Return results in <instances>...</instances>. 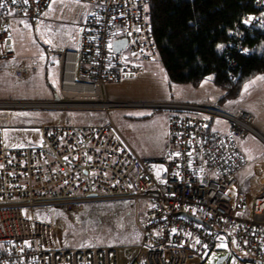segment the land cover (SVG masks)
<instances>
[{"label": "built area", "instance_id": "obj_1", "mask_svg": "<svg viewBox=\"0 0 264 264\" xmlns=\"http://www.w3.org/2000/svg\"><path fill=\"white\" fill-rule=\"evenodd\" d=\"M49 1L0 0V71L17 78L32 72L14 62L10 25H38ZM81 1L92 9L80 24L76 48L46 46L58 59L60 95L0 100V113L46 107L99 111L104 119L24 126L36 129L37 139L8 144L4 132L10 124L0 116V264H119L121 251L129 264H204L218 253L228 261L233 248L264 264V188L248 202L237 180L247 163L238 139L252 134L264 143L252 125L254 115L216 103L110 100L107 83L143 74L157 57L149 0ZM240 21L246 29L264 23V0H254V10ZM122 39L124 47L116 49L113 42ZM234 50L250 52L240 34ZM135 106L170 110L169 146L162 154L138 155L110 117L112 108ZM113 199L142 202L138 244L75 243L62 219L38 215L62 210L75 216L87 203Z\"/></svg>", "mask_w": 264, "mask_h": 264}, {"label": "rangeland", "instance_id": "obj_2", "mask_svg": "<svg viewBox=\"0 0 264 264\" xmlns=\"http://www.w3.org/2000/svg\"><path fill=\"white\" fill-rule=\"evenodd\" d=\"M91 9V5L81 0H50L38 25L25 20L12 21L10 29L14 40V62H24L32 68V72L24 78H17L6 71H0V100H48L58 97L60 95L58 59L47 53L46 46L50 45L60 50H74L80 24ZM150 67L148 73L137 76L125 75L119 81L107 83L108 98L121 102L171 103L190 100L198 102L203 96L208 95L214 96L213 99H216L214 102L224 109H228L224 106H229L231 103H239L237 105L241 108L246 104L254 105L256 110L252 112L256 121L264 120V80L258 79L263 77L261 73L256 74L246 86L245 93L236 98L227 97V92L218 86L219 89L214 87L216 92L210 90L204 85L207 82L205 79L197 85L169 81L159 58H156ZM242 87L243 85L239 93ZM220 91L225 92V95L222 92L223 97L218 96ZM169 113L170 110L165 108L118 107L110 110V117L138 155L154 156L169 146L167 123ZM0 116L7 117L11 128L4 132L5 140L12 135L18 142L23 141L25 130L31 131L37 138L36 129L30 127L27 129L24 126H37L54 121L83 122L104 119L99 111L94 113L46 107L13 109L1 112ZM256 121L252 125L261 131ZM3 122L4 120H0V123ZM214 124L216 128L224 129L221 128L224 126L223 121L216 119ZM247 138L256 147L261 146L264 153V145H260L257 137L248 134ZM135 210L138 217L135 216ZM38 215L47 219H62L71 229L75 243L92 241L95 245L119 246L140 242L141 233L136 221L142 222L144 219L141 201L130 205L122 199L96 200L87 203L85 209L75 216L62 210H52L47 214L38 211ZM219 256L221 255L218 253L208 258L204 264H228V262L232 264L236 258L240 259L238 264H254L249 257L239 254L234 248L228 261L216 263ZM129 263L130 258H126V253L120 252V264Z\"/></svg>", "mask_w": 264, "mask_h": 264}, {"label": "trees", "instance_id": "obj_3", "mask_svg": "<svg viewBox=\"0 0 264 264\" xmlns=\"http://www.w3.org/2000/svg\"><path fill=\"white\" fill-rule=\"evenodd\" d=\"M149 4L157 56L169 81L197 85L212 76L227 97H237L244 83L264 74V23L247 29L240 24L242 15L254 10V0H149ZM239 34L250 50L247 54L234 50Z\"/></svg>", "mask_w": 264, "mask_h": 264}, {"label": "crops", "instance_id": "obj_4", "mask_svg": "<svg viewBox=\"0 0 264 264\" xmlns=\"http://www.w3.org/2000/svg\"><path fill=\"white\" fill-rule=\"evenodd\" d=\"M156 58H158V56ZM155 60L146 64V67H145L146 68V71L144 73H148V71L151 70L150 64L154 63ZM262 76L264 77V74H262ZM252 78L249 79L246 83L243 84L242 90L239 93V95L243 94V92L245 93L246 86L249 85L248 83H251ZM205 81H207V82L204 85L207 88H209L210 90H213L215 92L217 91L214 88V87H217V85L213 82L212 76H208L207 78H205ZM222 92L220 91L219 94H218V96H220L222 94L225 95V92L224 91H222ZM223 95L221 97H223ZM221 97H219V98L221 99ZM213 98H215V97L214 96H211L210 97L208 95L207 96L205 95V96L202 97V99H199L198 102H195V100H190V99H189L190 101H186V102H189V103H198V104H211V103H215L214 101L216 99L214 100ZM237 104H239V103H231L229 106H224V107L225 108H228V109L238 108V107L241 108V106H239ZM243 106L245 107V110L251 112L254 115V113L252 112V110H256L254 105L248 106L246 104V105H243ZM244 107H242V108L244 109ZM254 121H256L255 116H254ZM256 123H257V125H259V127L261 128L260 130L263 133L261 131L260 132L264 135V120H260L259 119V121H256ZM8 129H11V128H8ZM26 132H28L27 135H26ZM23 133H24V139H23V141L18 142L17 140H15V136H12L11 135L6 140L7 143L8 144H14L15 142L16 143H29L32 140L34 141V140L37 139L36 136L33 133H31V131L25 130ZM247 137H248V135L246 137H244V138L238 139V141H237L238 148L240 149V151L242 152V154L247 159L246 165L242 169H240L238 171V173H237V180H238V187H239L240 191L244 192L247 201L248 202H251L253 196L259 190H261V189L264 188V153H262L261 146H257L256 147V145L255 144H252L248 140ZM258 141H259L260 145H264V143L260 139ZM252 147H254V149H252ZM163 152L159 153L158 155L162 154ZM154 156H156V155H154ZM128 245H135V244H127V246ZM121 252H123V251H121ZM126 258H128V257L126 256ZM119 264H120V254H119Z\"/></svg>", "mask_w": 264, "mask_h": 264}, {"label": "water", "instance_id": "obj_5", "mask_svg": "<svg viewBox=\"0 0 264 264\" xmlns=\"http://www.w3.org/2000/svg\"><path fill=\"white\" fill-rule=\"evenodd\" d=\"M125 43H126V40L125 39H122V40H116V41H114L113 42V45H114V47L116 49H120V48L124 47ZM225 257H226V255L219 256L217 258L216 263H219V262L223 261L225 259Z\"/></svg>", "mask_w": 264, "mask_h": 264}, {"label": "snow or ice", "instance_id": "obj_6", "mask_svg": "<svg viewBox=\"0 0 264 264\" xmlns=\"http://www.w3.org/2000/svg\"><path fill=\"white\" fill-rule=\"evenodd\" d=\"M12 2L13 3H15L16 2V0H12ZM27 2V0H25V3ZM4 5H3V3H0V8H2ZM248 21H245V23H247ZM218 47H220V48H223V45H220V46H218ZM244 52H247L248 50L247 49H244L243 50ZM258 79H261V80H264V77H259Z\"/></svg>", "mask_w": 264, "mask_h": 264}, {"label": "bare ground", "instance_id": "obj_7", "mask_svg": "<svg viewBox=\"0 0 264 264\" xmlns=\"http://www.w3.org/2000/svg\"><path fill=\"white\" fill-rule=\"evenodd\" d=\"M67 63H68V67H69V69H70L71 60H70L69 57H68V59H67Z\"/></svg>", "mask_w": 264, "mask_h": 264}]
</instances>
